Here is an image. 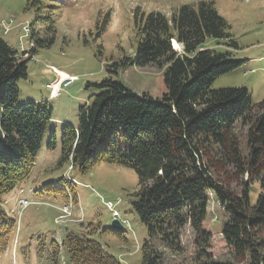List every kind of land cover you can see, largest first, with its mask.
Returning <instances> with one entry per match:
<instances>
[{
	"label": "trees",
	"instance_id": "1",
	"mask_svg": "<svg viewBox=\"0 0 264 264\" xmlns=\"http://www.w3.org/2000/svg\"><path fill=\"white\" fill-rule=\"evenodd\" d=\"M192 2L171 19L159 12L134 16L135 56L107 67L115 75L133 66L157 68L162 71L160 95H139L112 77L88 83L98 93L78 108L76 124L61 123L60 133L51 130L55 111L48 102L20 101L19 82L28 79V63L37 50L21 57L0 36V260L11 251L17 231L16 220L3 208L4 197L29 180L44 145L49 151L58 148V133L60 166L71 162L73 170L87 173L110 164L136 173L131 209L147 229L141 264H169L160 245L181 254L187 226L195 235L189 264H233L215 260L210 252L209 193L228 215L222 235L233 256L264 264V101L254 103L242 87L212 89L216 79L233 73L241 62L204 45L215 40L237 49V43L215 0ZM57 8L54 0H27L25 11L35 12L28 36L35 49L54 45ZM109 22L107 14L100 34ZM39 24L49 38L36 29ZM249 180L263 189L253 203ZM66 189L56 181L37 193L67 198ZM104 232L124 239L123 231ZM34 250L40 264H59L62 255L66 264H122L91 234L67 232L61 243L43 235Z\"/></svg>",
	"mask_w": 264,
	"mask_h": 264
},
{
	"label": "rangeland",
	"instance_id": "2",
	"mask_svg": "<svg viewBox=\"0 0 264 264\" xmlns=\"http://www.w3.org/2000/svg\"><path fill=\"white\" fill-rule=\"evenodd\" d=\"M215 2L217 11L230 25V33L237 43V49L219 45L223 41L215 40H207L204 47L228 51L232 59L241 64L233 73L216 79L212 89L242 87L249 91L254 103H261L264 101V0H215ZM26 3L27 0H0V36L19 52L20 36L24 35L22 39L25 48L31 46L26 35L28 25L35 19V12L25 11ZM55 3L59 5L54 11L55 43L51 47L37 49L35 60L28 63V79L19 82V89L21 102H48L54 108L51 130L57 129L58 133L61 131L62 122L76 124L78 108L88 104L90 97L98 93L94 88H87L88 83L112 77L139 95L143 93L160 95L162 71L157 68L133 66L115 75L109 73L107 67L124 57L135 56L138 39L134 16L159 12L171 19L183 5L196 4L192 0H56ZM136 10L138 12L134 14ZM107 14H110L109 26L100 34L99 24ZM11 19L14 21L9 25ZM3 23L6 24L2 27ZM36 29L44 36V26L39 24ZM45 35L49 38L51 33ZM175 49L182 52L181 46L179 48L175 46ZM45 68H52L56 73L65 71L77 76L78 81L65 89L58 99L51 100L50 83L54 77L45 73ZM241 132H245V129ZM58 133V148L49 151L47 145H44L29 180L6 195L8 200H4V203H9L7 208L21 210V200L30 202V206L22 211L24 218L20 227L21 242L16 244L17 240L14 241L16 247L13 249L12 257L7 254L8 257H3L0 264H39L41 260L38 253L30 252L27 243L34 246L41 235L48 240L60 239L66 231L91 234L109 254L123 264H141V246L147 238V229L131 209V195L138 189L136 173L132 169L110 164L97 165L87 173H81L79 170L70 171L71 162L60 166L61 135ZM71 179H74L76 185L68 184ZM56 181H60L64 188H67L71 195L70 200L62 193L53 196L37 193L44 184ZM247 182L250 200L252 203L256 202L257 197L263 192L262 186L253 180ZM233 188L240 191L235 185ZM209 194L206 227L212 230L213 234L210 252L217 261L246 264V259L234 257L227 246L222 229L228 221V215L214 195ZM107 202L120 203L117 207L118 212L122 219L131 225V229L124 227V239L104 232L111 228L113 222V213L105 206ZM65 208L70 210L71 215L60 219ZM160 247L166 263L189 264L195 250L194 232L190 226L183 231L181 254L172 252L163 245ZM25 252L28 256L26 261L23 257Z\"/></svg>",
	"mask_w": 264,
	"mask_h": 264
},
{
	"label": "bare ground",
	"instance_id": "3",
	"mask_svg": "<svg viewBox=\"0 0 264 264\" xmlns=\"http://www.w3.org/2000/svg\"><path fill=\"white\" fill-rule=\"evenodd\" d=\"M174 44H175L176 48H179L180 47V45H178L177 42H175ZM60 74H61V77L62 78H69V75H66L64 73H60ZM71 77H73V76H71Z\"/></svg>",
	"mask_w": 264,
	"mask_h": 264
},
{
	"label": "water",
	"instance_id": "4",
	"mask_svg": "<svg viewBox=\"0 0 264 264\" xmlns=\"http://www.w3.org/2000/svg\"><path fill=\"white\" fill-rule=\"evenodd\" d=\"M113 228H115V229H120L121 228V225L119 224L118 221H114L113 222Z\"/></svg>",
	"mask_w": 264,
	"mask_h": 264
},
{
	"label": "built area",
	"instance_id": "5",
	"mask_svg": "<svg viewBox=\"0 0 264 264\" xmlns=\"http://www.w3.org/2000/svg\"><path fill=\"white\" fill-rule=\"evenodd\" d=\"M72 80H73V79L71 78V80H69V81L67 82V84H69Z\"/></svg>",
	"mask_w": 264,
	"mask_h": 264
}]
</instances>
